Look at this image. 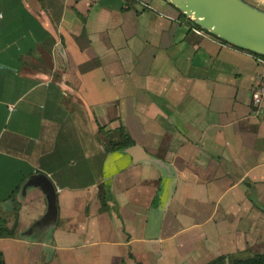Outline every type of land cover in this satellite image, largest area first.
<instances>
[{
	"label": "crops",
	"instance_id": "0c3cea01",
	"mask_svg": "<svg viewBox=\"0 0 264 264\" xmlns=\"http://www.w3.org/2000/svg\"><path fill=\"white\" fill-rule=\"evenodd\" d=\"M187 18L165 0H0L4 264L264 254L263 67ZM120 127L131 154L105 148Z\"/></svg>",
	"mask_w": 264,
	"mask_h": 264
},
{
	"label": "water",
	"instance_id": "95a60500",
	"mask_svg": "<svg viewBox=\"0 0 264 264\" xmlns=\"http://www.w3.org/2000/svg\"><path fill=\"white\" fill-rule=\"evenodd\" d=\"M217 39L264 57V5L255 0H165ZM135 146L125 148L133 153ZM147 158L145 154L134 159Z\"/></svg>",
	"mask_w": 264,
	"mask_h": 264
},
{
	"label": "trees",
	"instance_id": "16d2710c",
	"mask_svg": "<svg viewBox=\"0 0 264 264\" xmlns=\"http://www.w3.org/2000/svg\"><path fill=\"white\" fill-rule=\"evenodd\" d=\"M187 20L193 24V22L189 18H187ZM195 27L198 28L197 26ZM104 142L106 150H114L130 145L132 143V140L130 139L129 135L123 130V128L120 127L113 131H104ZM14 227V224L10 227L5 226L4 219L0 216V237L12 236L14 234ZM0 264H4L1 252ZM205 264H264V254L253 253L247 256L219 255Z\"/></svg>",
	"mask_w": 264,
	"mask_h": 264
},
{
	"label": "built area",
	"instance_id": "2783aa9c",
	"mask_svg": "<svg viewBox=\"0 0 264 264\" xmlns=\"http://www.w3.org/2000/svg\"><path fill=\"white\" fill-rule=\"evenodd\" d=\"M256 56V60L263 67V70L255 75V83L250 92L251 103L254 106L264 104V57Z\"/></svg>",
	"mask_w": 264,
	"mask_h": 264
},
{
	"label": "rangeland",
	"instance_id": "374dc122",
	"mask_svg": "<svg viewBox=\"0 0 264 264\" xmlns=\"http://www.w3.org/2000/svg\"><path fill=\"white\" fill-rule=\"evenodd\" d=\"M255 1H257V2L261 3L262 5H264V0H255Z\"/></svg>",
	"mask_w": 264,
	"mask_h": 264
}]
</instances>
